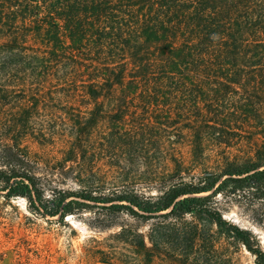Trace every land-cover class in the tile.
I'll use <instances>...</instances> for the list:
<instances>
[{
	"label": "trees",
	"instance_id": "trees-1",
	"mask_svg": "<svg viewBox=\"0 0 264 264\" xmlns=\"http://www.w3.org/2000/svg\"><path fill=\"white\" fill-rule=\"evenodd\" d=\"M0 190L104 264H201L211 227L264 264L225 217L264 229V0H0Z\"/></svg>",
	"mask_w": 264,
	"mask_h": 264
},
{
	"label": "rangeland",
	"instance_id": "rangeland-1",
	"mask_svg": "<svg viewBox=\"0 0 264 264\" xmlns=\"http://www.w3.org/2000/svg\"><path fill=\"white\" fill-rule=\"evenodd\" d=\"M27 144L32 150H45L60 157V153L50 150L49 146L41 148L33 141ZM122 180L126 179H117ZM127 180L144 183L149 179ZM67 183L66 186L75 187L72 182ZM87 215L67 217L62 221L58 217H42L30 211L24 199H8L0 190V264H104L85 251L91 244V237L101 240L107 234L91 229L87 225ZM225 217L250 229L264 249V229L252 221L243 207L230 206ZM214 231L211 227L213 245L207 241L202 247L201 264H255L254 256L241 244L229 242ZM153 264L184 263L159 257Z\"/></svg>",
	"mask_w": 264,
	"mask_h": 264
}]
</instances>
